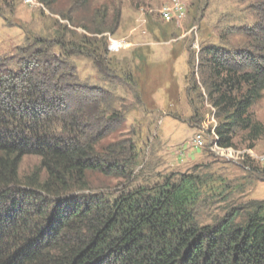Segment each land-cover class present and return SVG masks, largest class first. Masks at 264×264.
Masks as SVG:
<instances>
[{"label": "trees", "instance_id": "16d2710c", "mask_svg": "<svg viewBox=\"0 0 264 264\" xmlns=\"http://www.w3.org/2000/svg\"><path fill=\"white\" fill-rule=\"evenodd\" d=\"M58 1L37 0L47 9ZM207 2L195 0L190 8L203 13ZM88 5L74 0L59 14L68 24L54 21L45 37L25 33L20 51L0 59V264H264V201L233 200L244 185L197 167L135 184L146 178L136 175L144 165L133 141L139 131L132 127V139L104 144L125 120L111 104L115 97L83 91L75 103L67 93L81 88L73 65L81 57L136 86L127 61L109 57L104 36L114 33L119 14L108 27L105 12L97 11L89 29L75 23ZM253 13L243 41L219 36L229 47L201 44L196 65L188 62L190 121L200 122L192 95L203 97L201 89L214 110L220 149L233 147L239 133L248 150L264 140V125L249 114L264 91V0ZM28 157L38 165L21 176ZM241 161L244 181L264 182L259 162ZM90 174L118 180L124 189L111 197L92 193Z\"/></svg>", "mask_w": 264, "mask_h": 264}, {"label": "rangeland", "instance_id": "374dc122", "mask_svg": "<svg viewBox=\"0 0 264 264\" xmlns=\"http://www.w3.org/2000/svg\"><path fill=\"white\" fill-rule=\"evenodd\" d=\"M8 1V5L14 7L11 14L0 0V59L20 51L25 44V33L45 37L52 31L54 21L68 24L60 19L59 14H65L74 0H59L52 9L36 2V5H30V1L37 0ZM173 2L184 8V15L175 20L163 19L161 9ZM256 2L208 0L204 12L194 14L190 4L195 0H89L88 7L76 13L75 23L89 29L96 21L97 11L99 14L105 12L108 27L115 14H119L114 33H105L104 36L109 57L118 62L127 61L132 75L137 78L136 86L125 85L120 73H106L81 57L73 61L74 74L81 88H70L67 93L75 95V103H81L83 91L88 96L110 93V97H115L111 104L125 120L120 128L112 129L113 134L106 136L104 144L112 140L132 139L133 135L128 134L132 127L139 131V137L134 135L133 141L137 142L144 165L138 167L136 175L141 173L139 175L144 174L146 178L135 179V184L152 183L155 176L184 173L197 167L212 170V173L232 181L234 186L244 185L242 191L232 194L233 200L239 203L264 201V182L244 181L242 161H239L242 155L248 157L247 151L264 155V140L254 142L253 149L248 150L249 143L243 139L245 135L239 133L234 146L227 148L229 152L224 149L218 152L220 148L215 145L213 133L217 125L214 110L200 89L203 97L198 98V91L192 95V106L197 109L200 122L190 121L193 108L189 106L185 93L188 87L186 77L190 72L188 62L196 65L201 44L228 46L219 40V36L231 44L243 41V32L253 23ZM70 28L78 34L85 33L82 28ZM53 53L58 56L57 50ZM133 55L141 59L137 60ZM249 114L255 122L264 125V91L262 99L249 109ZM196 136L202 138V145H194ZM237 155L240 157H235ZM258 162L264 168V163ZM37 165V158H25L20 166V175L28 176ZM89 186L92 193L109 197L124 189L120 181L100 174L89 175Z\"/></svg>", "mask_w": 264, "mask_h": 264}, {"label": "bare ground", "instance_id": "6f19581e", "mask_svg": "<svg viewBox=\"0 0 264 264\" xmlns=\"http://www.w3.org/2000/svg\"><path fill=\"white\" fill-rule=\"evenodd\" d=\"M26 2H29L28 0H25ZM27 5V4H26ZM29 5V4H28ZM183 10H184V8L183 7H181L178 3H176V2H173V4H171L170 3V5L169 6H164V8H162L161 9V12H160V14H161V16L163 17V19H165V20H175L177 17H178V12H182V16L184 15V13H183ZM214 137H215V135H214ZM214 139V138H213ZM215 139H217L216 137H215ZM214 139V140H215ZM198 141V136H196V138H195V141L194 142H196L195 143V145L196 146H200V145H202L201 143L202 142H197ZM215 145H216V142H215ZM222 151L223 149H218V152L219 151ZM224 150H228V149H224ZM230 150H232V149H230ZM228 152H229V150H228ZM227 153V152H226ZM231 153H233V151H231ZM240 153V152H239ZM243 154H246V153H243ZM247 154H248V157L249 158H252L254 161H260V162H262V163H264V155H255V154H253V153H251V152H249V151H247ZM228 155H230V154H228ZM241 155V154H240ZM240 155H237V156H235V157H237L238 158V156L240 157ZM225 157V156H224ZM230 158H232L233 159V157H230ZM244 158V156L242 155L241 156V159H239V161L240 160H242Z\"/></svg>", "mask_w": 264, "mask_h": 264}, {"label": "built area", "instance_id": "2783aa9c", "mask_svg": "<svg viewBox=\"0 0 264 264\" xmlns=\"http://www.w3.org/2000/svg\"><path fill=\"white\" fill-rule=\"evenodd\" d=\"M38 4V2L37 1H30V5H33V4H35L36 5V3ZM39 5V4H38ZM180 18H182V12H178V17L176 18V19H180ZM113 46H114V44H112ZM197 142H202V138L200 137V136H198V141ZM195 143L196 142H194V145H195Z\"/></svg>", "mask_w": 264, "mask_h": 264}]
</instances>
